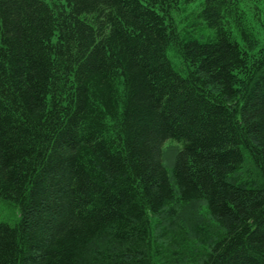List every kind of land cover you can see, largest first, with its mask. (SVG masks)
<instances>
[{"label": "trees", "instance_id": "trees-1", "mask_svg": "<svg viewBox=\"0 0 264 264\" xmlns=\"http://www.w3.org/2000/svg\"><path fill=\"white\" fill-rule=\"evenodd\" d=\"M243 1L0 0V198L19 209L0 264H185L189 205L222 231L195 264H264V29Z\"/></svg>", "mask_w": 264, "mask_h": 264}, {"label": "rangeland", "instance_id": "rangeland-1", "mask_svg": "<svg viewBox=\"0 0 264 264\" xmlns=\"http://www.w3.org/2000/svg\"><path fill=\"white\" fill-rule=\"evenodd\" d=\"M240 13L242 14V25L244 23L246 26L254 33L263 32L264 26V0H245L240 6ZM186 21L180 24V27L186 26ZM198 37L203 39H209L212 36V32L208 29L200 27ZM237 34L236 32H234ZM235 38V37H234ZM237 39V36H236ZM263 44V37H258V48ZM167 57L171 62L175 71H177L181 76L186 75V68L182 64L181 59L175 54V51L169 47L167 49ZM181 145L173 140H167L162 145V163L167 170L169 177H171V169L174 161V156L176 152L180 149ZM251 161L245 156L244 164L242 166L241 172L243 175L241 179L244 181L252 180L254 175L249 174V168L253 170L251 166ZM240 173V171H239ZM238 173V174H239ZM206 217V220L200 218L198 212ZM19 220V209L16 205L11 204L2 198H0V222L6 223L10 226H14ZM201 220V221H198ZM178 225L180 228V233L175 234L179 242L178 248L175 250L176 256L182 257L185 264H195L198 262V257L202 251H208L209 248L202 245L201 241L196 238L197 234L200 237L207 236L208 234L212 239L219 240L220 234H222L221 229L216 225L213 220L207 218V212L202 209L199 210V207L196 205L185 206V210L179 216ZM196 225V229L194 226ZM196 232V233H195ZM200 241V242H199ZM200 244V245H198ZM166 258L168 261L167 264L173 263V256ZM158 261V258H155ZM164 259L158 261V263L165 262Z\"/></svg>", "mask_w": 264, "mask_h": 264}]
</instances>
